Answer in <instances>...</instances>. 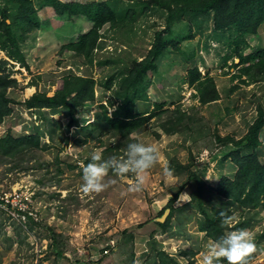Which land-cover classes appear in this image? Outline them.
I'll return each mask as SVG.
<instances>
[{"label":"rangeland","instance_id":"obj_1","mask_svg":"<svg viewBox=\"0 0 264 264\" xmlns=\"http://www.w3.org/2000/svg\"><path fill=\"white\" fill-rule=\"evenodd\" d=\"M33 2L38 17L16 25L26 64L9 58L0 44V59L8 61L0 73L17 80L8 89L11 112H0V138L34 133L41 138L39 147L12 155L0 146V264H201L209 241L238 229H247L254 242L242 264H264V204L248 208L215 190L223 177L234 178L238 170L234 157L224 158L232 143L217 135L241 139L257 120L260 106L264 108V79L251 83L248 75L240 76L234 36L243 33L245 43L239 46L244 55L264 49V25L256 27L249 17L256 28L252 24L244 32L239 25L230 31L213 12L197 17L187 12L172 20L168 32L166 10L156 5L144 9L139 2L133 17L126 14L132 3L121 2L116 24L103 29L89 59L65 44L88 31L91 21L81 15L57 18L52 6ZM4 7L0 0V22ZM161 31L166 47L157 59L158 68L148 72L145 88L150 99L142 101V108L154 116L140 131L122 137L102 118L104 112L112 117L120 102L114 92L117 84L109 87L107 81L114 77L117 82L134 59H143ZM196 66L203 76L215 79L222 94L219 101L205 104L196 96V86L187 81ZM69 74L95 79V98L73 107L80 123L70 128L72 110L29 108L24 102L37 92L54 95ZM173 111L187 116L177 132L168 133L176 120ZM259 139L264 143V125ZM133 140L158 150L157 162L142 173V185L133 188L135 174L110 169L103 190L84 191L82 166L91 153L123 159ZM190 172L207 182L200 194L198 185L190 182ZM179 190L175 207L170 206ZM217 217L219 229L200 227L203 222L211 226L210 220ZM168 219L161 227L159 223ZM221 264L227 262L221 258Z\"/></svg>","mask_w":264,"mask_h":264},{"label":"trees","instance_id":"obj_2","mask_svg":"<svg viewBox=\"0 0 264 264\" xmlns=\"http://www.w3.org/2000/svg\"><path fill=\"white\" fill-rule=\"evenodd\" d=\"M4 2L5 7L2 8L4 19L0 22V44L2 48L7 49L9 58L25 65L26 60L23 52L20 50L19 36L22 38V34L19 33V28L16 25L21 21L32 20L33 16L37 18V11L33 0H4ZM43 2L52 6L59 18L67 17L71 19L81 15L91 21L92 24L88 31L80 33L77 40L65 44L67 49L74 50L75 53L89 59L93 57L103 29L106 26L112 27L116 24L115 22L122 12L117 5L121 2L132 3L127 8L126 14L133 17L138 12L136 4L139 2L143 4L144 9L156 5L166 10L168 23L164 31L168 32L172 30V20L176 16H180L181 13L187 12L196 17L204 13L213 12V18L217 21H224L230 31L241 25L244 22L243 20H248L249 17L253 18L257 25L264 23V0H93L87 3L43 0ZM7 18H10L9 22ZM164 31L157 32L152 47L143 59H134L127 68V72L120 74L117 82H115L114 77H111L107 81L109 85L106 83L109 87L114 85V83L117 84L114 92L118 96V100L120 99V102L112 117L107 116L104 112L102 118L122 137L128 138L132 133L140 131L145 126V122L154 116L145 106L142 108V101L144 98L145 101H148L149 98L145 88V84L149 79L148 72L158 68L157 59L163 54L166 47L163 37ZM240 34V36H234L236 39L233 43L242 65L240 76L248 75L252 78L251 83L260 82L264 79V49L254 50L247 55L242 54L243 50L239 45L245 43V40L242 37L243 33ZM4 64H8V61L0 59V68ZM249 77L248 82L250 81ZM94 81L93 77L84 78L80 75L69 74L64 78L63 88L58 90L54 95L48 96L46 92H37L24 102L29 108L48 107L51 109L64 108L72 110V117L67 124V127L70 128L80 123V120L74 114L73 107L95 98ZM187 81L196 86V96L199 97L201 103H210L220 98V92L215 79L211 76H203L197 66L190 69ZM12 84L17 85L15 78H11L8 74L0 73V112L1 110L11 112L9 105L13 99L8 96V89ZM74 92L77 93L76 96L67 99V95ZM102 108L106 110V106L102 105ZM171 115L176 118L175 121L170 122V125L174 127L166 130L168 133H175L178 131V127H181L183 118L187 114L181 112L180 116L174 115L173 111ZM188 118L191 119L189 115ZM1 119L2 117L0 116ZM263 125L264 108L260 106L257 120L247 135L239 140H234L231 136L222 138L217 135L218 140H227L232 143L233 146L225 152L224 158L234 157L238 170L234 178H229V176L223 177L215 187V190L220 196L237 200L248 208L257 207L261 203L264 204V160L260 159L258 153V148L262 144L259 134ZM40 145L41 138L38 133L26 134L19 137L7 135L0 138V146L8 149L6 151L10 155L27 149L29 146L39 147ZM234 146H236L235 149H233ZM189 179H191L190 182L198 185L199 194L207 187V182L196 172H190ZM180 193L181 190L169 200L170 206L173 204L172 206L175 207L174 203L179 198ZM220 219L219 217L213 218L210 220L211 226L204 225L203 222L200 227L206 229L205 226H207L208 231L217 230L221 225ZM169 221L168 219L166 222H160L159 224L165 228ZM151 238L154 239V232ZM159 254L165 256L164 251L159 252Z\"/></svg>","mask_w":264,"mask_h":264},{"label":"clouds","instance_id":"obj_3","mask_svg":"<svg viewBox=\"0 0 264 264\" xmlns=\"http://www.w3.org/2000/svg\"><path fill=\"white\" fill-rule=\"evenodd\" d=\"M158 160L155 145L131 141L126 145L123 159L110 157L102 159L100 152H93L89 162L82 166V188L84 191H101L105 187L103 178L111 169L117 174H135L133 188L138 189L144 180L142 173L151 168ZM254 242L247 229L225 231L218 239L209 241L201 253V264H242V258L253 250Z\"/></svg>","mask_w":264,"mask_h":264},{"label":"crops","instance_id":"obj_4","mask_svg":"<svg viewBox=\"0 0 264 264\" xmlns=\"http://www.w3.org/2000/svg\"><path fill=\"white\" fill-rule=\"evenodd\" d=\"M63 1V0H62ZM64 2V1H63ZM53 8V7H52ZM53 10H54V8H53ZM44 11V10H43ZM54 12H55V10H54ZM44 13H46L45 15H48L49 13H50V11H49V9L48 8H46V11L44 12ZM55 15H56V12L54 13ZM57 16V15H56ZM58 18V17H57ZM45 20H47V17L45 16ZM244 22H242L241 23V25H242V29H243V31L244 32H246V30H244L245 28L244 27H246L247 26V28H250V27H252V24H253V21H249V20H243ZM254 25V27H255V24H253ZM264 25V23H262V24H260V25H257L256 24V27L257 26H263ZM255 27V28H256ZM250 31H252V30H250ZM254 32H256V33H258V31H257V29L256 30H253ZM257 35H259V33L257 34ZM264 48V47H263ZM259 49V48H258ZM236 59V61L238 62V69L240 70L241 68H242V65L240 64V60H237V57L235 58ZM238 59H240V58H238ZM234 73H232V75H233ZM235 79H238V78H235ZM251 84V83H250ZM245 87L246 86H244V88L243 89H245ZM219 90V89H218ZM220 92V91H219ZM220 95H222L221 93H220ZM217 101V100H216ZM219 101V100H218ZM258 153H259V157L260 158H262L263 160H264V143H262L261 144V146L258 148ZM149 235V234H148ZM145 239H147V238H144L143 240H145ZM121 253H124V251L123 252H121ZM111 258H108V259H105V261L106 260H110ZM98 264V263H97Z\"/></svg>","mask_w":264,"mask_h":264},{"label":"built area","instance_id":"obj_5","mask_svg":"<svg viewBox=\"0 0 264 264\" xmlns=\"http://www.w3.org/2000/svg\"><path fill=\"white\" fill-rule=\"evenodd\" d=\"M106 252H107V250H106Z\"/></svg>","mask_w":264,"mask_h":264}]
</instances>
